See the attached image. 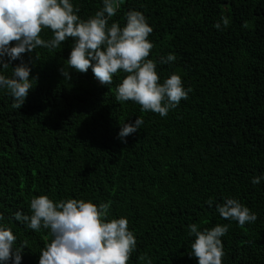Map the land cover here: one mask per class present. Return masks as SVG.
Instances as JSON below:
<instances>
[{"label":"trees","instance_id":"trees-1","mask_svg":"<svg viewBox=\"0 0 264 264\" xmlns=\"http://www.w3.org/2000/svg\"><path fill=\"white\" fill-rule=\"evenodd\" d=\"M70 2L84 21L103 7V0ZM131 10L153 29L148 59L160 82L177 74L191 88L166 117L116 101L123 72L107 86L91 68L69 69L65 81L59 69L67 68L71 38L56 50L23 55L37 79L20 109L0 89V224L11 228L16 246L28 242L20 264H39L51 240L47 230L13 219L16 212L30 216L31 199L41 195L110 202L108 219L126 218L137 242L128 264H146L141 254L152 264H197L190 257L193 223L199 231L228 225L222 264H264V179L251 183L264 177V0H120L109 25L124 27ZM169 54L175 61L160 63ZM19 63L0 75L11 78ZM136 118L143 124L122 143L120 128ZM226 199L257 220L240 227L221 218L216 205Z\"/></svg>","mask_w":264,"mask_h":264},{"label":"clouds","instance_id":"clouds-1","mask_svg":"<svg viewBox=\"0 0 264 264\" xmlns=\"http://www.w3.org/2000/svg\"><path fill=\"white\" fill-rule=\"evenodd\" d=\"M120 8V0H103V7L87 21L77 15L70 0H0V69H7L11 61L19 60L11 78L0 75V89H7L13 97L11 107L20 109L33 88L31 68L23 61V55L33 53L38 47L56 50L69 38L73 41L60 74L71 80L70 71L86 73L89 68L101 85L113 83L118 72L125 74L115 89L117 102H134L142 112H152L166 117L170 110L188 98L191 88L185 89L181 77L170 75L160 82L156 63L148 59L154 45L148 40L153 29L145 16L135 10L126 14V25L118 22L109 25ZM221 22L226 26L228 20ZM221 22L214 27L221 29ZM50 30L52 37L43 39L41 33ZM7 58V59H5ZM174 54L160 58V63L174 62ZM142 118L125 123L118 133L122 143L136 133L143 124ZM264 177H254L258 185ZM212 206V200L206 202ZM31 215L16 212L13 219L24 223L28 229L47 230L51 240L41 250L39 264H128L136 250V239L124 217L108 219L110 202L96 205L84 200L67 199L53 202L46 195L30 201ZM216 211L225 220L235 221L240 227L254 223L252 213L235 199H226L216 205ZM4 216L0 213V221ZM189 236H194L191 256L197 264H222L224 256L221 237L228 225H216L198 230L196 224L188 225ZM16 236L11 228L0 224V264H20L22 252L28 242L16 246ZM138 260L152 264L144 254Z\"/></svg>","mask_w":264,"mask_h":264}]
</instances>
